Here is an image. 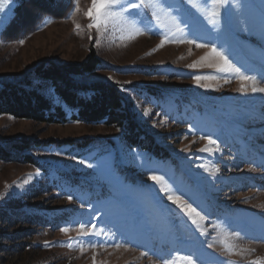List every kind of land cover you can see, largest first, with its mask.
Here are the masks:
<instances>
[{"label": "rangeland", "instance_id": "374dc122", "mask_svg": "<svg viewBox=\"0 0 264 264\" xmlns=\"http://www.w3.org/2000/svg\"><path fill=\"white\" fill-rule=\"evenodd\" d=\"M19 1L0 0V83L94 53L100 67L84 80L118 85L164 158L131 149L115 128L0 115V207L18 216L0 217V264H264V92L252 91L264 88V0L209 3L215 27L203 0L98 11L56 0L71 4L66 16L4 35ZM213 47L255 82L219 70ZM89 137L114 145L79 159L54 143ZM21 143L47 172L17 162ZM73 175L82 187L64 185Z\"/></svg>", "mask_w": 264, "mask_h": 264}, {"label": "trees", "instance_id": "16d2710c", "mask_svg": "<svg viewBox=\"0 0 264 264\" xmlns=\"http://www.w3.org/2000/svg\"><path fill=\"white\" fill-rule=\"evenodd\" d=\"M28 5L33 6L32 13L34 10H40L27 32L24 30L26 29L24 19L29 17V13L25 12ZM69 5L71 4L68 2L56 0H20L4 35L15 27L23 30L22 36L33 33L46 18L66 16L69 13ZM99 67L100 60L92 53L81 65L59 66L53 62L43 63L31 71V77L36 81L30 78L16 82H1L0 115L46 125L80 122L86 125H103L106 129L115 128L121 140L131 149L164 158L158 145L150 138L137 118L132 102L118 85L84 80ZM146 93L152 94L149 91ZM54 143L57 144L55 146L74 150L79 159L96 155L93 154L96 151L99 155L114 145V141L110 139L90 137L78 141L67 140L63 144ZM12 146L16 152L22 154L17 162L36 166V169L44 173L49 170L46 164L37 162L29 153L32 149L29 145L21 143ZM5 152L2 150V153ZM67 181L64 185L70 183L73 188L83 186L78 182L77 175L71 176ZM40 213L45 215L42 211ZM22 214L23 221L28 220V216L32 217L29 210H24ZM13 215L15 216L14 210L7 212V209L0 207V217H5L8 221Z\"/></svg>", "mask_w": 264, "mask_h": 264}, {"label": "snow or ice", "instance_id": "6c2138e0", "mask_svg": "<svg viewBox=\"0 0 264 264\" xmlns=\"http://www.w3.org/2000/svg\"><path fill=\"white\" fill-rule=\"evenodd\" d=\"M116 2H117V0H93V9L98 11L99 9L108 8L109 6L116 4ZM143 3H144V0H140V4L130 2L128 7L139 8ZM203 3L205 6V11L207 12L208 17L211 18V22L213 24V27H215L217 24L216 17H218L220 15V13H218L216 11H211L209 9L208 5H209V3H211V4H220L221 6H223L225 3V0H203ZM91 11L92 10L90 9L88 14H90ZM93 18L95 19L96 17H93ZM191 42H194V41H191ZM197 46L198 47H205L206 45H197ZM212 54L219 57V59L222 61V65L220 66L219 70H221V71H232V72H235L238 75H240V79H242V80H252L253 82H255L256 77L245 76V75L240 74V69L233 67L232 64L229 62L228 58L226 56H224L222 53L218 52L215 47L212 48ZM192 66L194 67L195 65H192ZM195 79L199 82L201 79H206V77L197 76V77H195ZM262 80H264V78H262ZM252 91L253 92H257V91L264 92V88H258V87L254 86L252 88ZM209 143H215V141L209 140ZM152 179L156 180V181H160L161 178L153 176ZM69 198L71 199V197H69ZM169 199L173 200L174 203L180 204V206L182 208H184L186 211H188L189 214H195V215L199 216V213L196 212V209L192 208L190 205L183 204V202L180 201L179 197L169 196ZM193 222H195V221H193ZM65 231H67V229H65ZM189 264H191V261H189Z\"/></svg>", "mask_w": 264, "mask_h": 264}]
</instances>
